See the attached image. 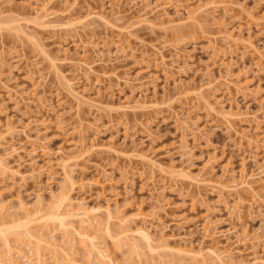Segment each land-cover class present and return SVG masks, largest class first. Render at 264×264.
Returning a JSON list of instances; mask_svg holds the SVG:
<instances>
[{
    "label": "rangeland",
    "instance_id": "obj_1",
    "mask_svg": "<svg viewBox=\"0 0 264 264\" xmlns=\"http://www.w3.org/2000/svg\"><path fill=\"white\" fill-rule=\"evenodd\" d=\"M47 1L0 0V17L8 18L4 20L6 24L0 22V56L5 57L4 67L0 65V80L10 87L0 81V158L3 161L0 205L7 207L6 213L19 218H25V212L34 213L40 208L44 213L66 190L71 202L67 206L72 213L69 220L78 230L99 237L98 242L108 248L114 264H250L254 258L263 259L264 173L255 177L251 190L241 187L237 191L240 186L236 182L241 179V169L249 177L264 167V0H217L224 2L219 7L209 4L198 12L195 10L200 3L205 5L214 0ZM44 5L49 9L46 13ZM47 13H50L48 17L43 16ZM95 13L102 18L91 16L88 21L80 22L86 15ZM223 33L239 37V45L228 46L230 43ZM79 36L86 42L96 40L99 46L85 53L74 45V41H80ZM35 39L40 44L32 42ZM39 45L53 53L69 78H75L76 71L68 61L71 56L77 61L86 54L88 61H98L88 81L84 80L85 72H80L75 88L91 99L88 101L97 100L96 106H101V111L91 110L85 104L77 106L78 102L67 94L64 82L56 74L57 69L39 55ZM66 48L68 55L63 52ZM103 50L106 56L100 58ZM12 51L28 59L12 60L9 57ZM228 71L232 82L229 89L226 86L229 82L223 78ZM29 74L33 79H26ZM137 77L140 79L135 81ZM208 80L215 81L213 88L217 91L200 90ZM33 91L38 94L34 96ZM214 91L213 97L209 94L211 105L219 100L222 104L214 105H218L217 110L242 114L239 115L242 119L233 114L238 119L233 117V121L232 118L228 121L227 118V122L221 114L210 111V105L202 98ZM139 95L149 109L142 107L118 113L116 107L126 104L127 98L134 100L130 105H135ZM99 96L102 97L98 101ZM42 99L47 105L41 103ZM148 103L154 108L147 107ZM50 104L52 110L48 108ZM181 105L185 107L182 118L191 111V121L199 118L198 129L202 132L194 136L182 133L172 114L180 111ZM109 108L116 112L112 113V109L107 112ZM96 128L100 131L97 140L93 139L98 135ZM240 133H246L248 140L258 139L259 144L255 140V144L246 138L241 140ZM82 141L84 146L78 144ZM91 143L96 144L93 150ZM110 143L121 154L153 153L152 159H157L159 167L155 169L148 162L144 165L142 160L129 158L130 154L127 159L115 150H112L115 153L109 152L106 146ZM66 156L76 159L68 157L71 158L68 160ZM65 160L71 163L68 170L72 169V188L64 184L67 181L61 163ZM5 164L6 171L2 169ZM161 166L164 172L158 169ZM256 193L258 196L253 195ZM82 207L100 209L97 224L81 227L80 217L74 216L73 210ZM108 211L113 217H119L109 221L111 233L106 224ZM120 220L130 225L131 237L126 238L128 242H137L138 248L133 250L126 238L114 242L124 229ZM34 222L9 228L10 232L4 234L0 232V252L9 242L13 250L17 247L19 251L25 249L21 250L25 252L23 255L30 254L26 231L35 234L41 231L46 239L53 237L78 261L88 260V242L82 236L76 232L64 233L65 229L54 219L47 224ZM206 224L214 229L206 231ZM139 229L147 231L154 241L168 242L180 251L151 252L140 240L141 236L134 233ZM210 248L218 257L206 254ZM19 251L17 254L23 256ZM201 251L205 258H195ZM50 253L45 251L46 263L55 264ZM20 256L19 262L27 264ZM56 256L58 262L65 264L62 253Z\"/></svg>",
    "mask_w": 264,
    "mask_h": 264
},
{
    "label": "bare ground",
    "instance_id": "obj_2",
    "mask_svg": "<svg viewBox=\"0 0 264 264\" xmlns=\"http://www.w3.org/2000/svg\"><path fill=\"white\" fill-rule=\"evenodd\" d=\"M48 3H49V0L47 1ZM52 2V1H51ZM50 2V3H51ZM134 2V1H133ZM138 2H140V1H138ZM144 2V1H143ZM146 2H148V1H146ZM224 1H217V0H214V1H211V3L209 2V3H206L205 5L204 4H202V3H200V6H198V7H196V10L195 9H193V10H195V12L197 11H199V10H204V7H207V6H209V4H212V6L213 5H215V4H219V3H223ZM135 3H137L136 1H135ZM145 3V2H144ZM44 4V3H43ZM42 5V4H41ZM45 5L47 6L48 4L47 3H45ZM45 5L44 6H42V7H44L45 8V10L41 7V8H39L40 9V11L39 12H41L42 10L41 9H43L44 11H45V13H46V10L48 11L49 9H47L46 7H45ZM146 5H148V4H146ZM145 5V6H146ZM220 5V4H219ZM219 5L217 6V7H219ZM225 5H227V4H225ZM155 6V5H154ZM146 7H149V5L148 6H146ZM151 7V6H150ZM149 7V8H150ZM155 9H158V6H157V8L156 7H154ZM209 8V7H208ZM152 9V8H151ZM155 9H152V10H155ZM37 10V9H36ZM215 10V9H214ZM191 11V10H190ZM43 12V11H42ZM153 12V11H152ZM191 12H193L194 13V11H191ZM51 13V12H50ZM50 13H47V16L46 15H43V16H45V17H48L49 15H50ZM190 13V12H189ZM188 13V14H189ZM43 14V13H42ZM196 14V13H195ZM194 15V14H193ZM192 15V16H193ZM198 15V14H197ZM200 15V14H199ZM87 17H85L83 20H80V22L81 23H83L82 21H84L85 22V20L86 21H88L87 19H89L91 16H93V17H96V18H102V16L101 15H99V14H88V15H86ZM189 16V15H188ZM191 16H189V18H190ZM188 18V19H189ZM188 19H186V20H188ZM195 19V18H194ZM4 20H8V18H1L0 17V22H3V24H6V23H4V22H6V21H4ZM13 22H15V21H13ZM12 23V22H11ZM79 23V22H78ZM9 24V23H8ZM73 25H75V24H73ZM84 25V24H83ZM75 27H77V26H75ZM26 34V33H25ZM26 36V35H25ZM223 36H224V39L226 40V42H228V43H230L228 46H231V44H233L234 46L235 45H239L238 44V42L240 41V40H238L239 39V37H238V39L235 37V36H233V33H223ZM222 36V37H223ZM240 36V35H239ZM28 37V36H27ZM74 37V36H73ZM76 37H78V36H76ZM81 36H79V38H80ZM79 38H77V39H79ZM27 39H29V37L27 38ZM36 40V39H35ZM35 40H32V42H34V43H38V40H36V42H35ZM214 41V40H213ZM242 41V40H241ZM40 42V41H39ZM38 44H40V43H38ZM37 44V45H38ZM74 45L77 47V49H79V48H82L83 50H84V52L86 53V51L88 50V49H90V48H96V47H98L99 46V43H97V41L95 40V41H92L91 40V42H86V41H84V40H82L81 38H80V41H74ZM107 45V44H106ZM39 46H41V49H38L37 51L39 52V50H40V52L39 53H41V54H39V55H43L42 57H43V59L45 58V60H47V62L49 61L50 62V65L52 66V68H55V69H57L56 71H57V75L60 77V79L64 82V84H65V86H66V92H68L67 94H69V95H71L73 98V100H75L76 102H78V105L77 106H80V105H82V104H85V105H89L90 107H91V110H92V108H95L96 110L97 109H99V111H101L100 109H102V107L101 106H96V105H98V103H97V100H92V102L91 101H88V100H91V99H88V97L86 98L85 97V95H83V93H80L76 88H75V86L77 85V81H79V79L81 78V76L79 75V74H81L83 71L85 72V78H84V80H89L90 79V74L92 73V72H95V69H94V64L95 63H97L98 61H88V55H86V54H84L83 55V58H82V60H75V59H73V57L71 56V58L68 60L66 57H65V59L66 60H68L70 63H71V65L72 66H74L75 67V78H69V77H67V75L63 72V70H62V66H58V59H56L54 56H53V53H51L50 51H48L47 49H45L44 47H42V45H39ZM165 46V45H164ZM105 47V46H104ZM44 48V49H43ZM68 49H69V47H67ZM67 48L66 49H64L65 51H63L66 55H68L69 54V51L67 50ZM163 48H165V47H163ZM232 48V47H231ZM106 49V48H105ZM104 49V50H105ZM122 49H124V48H122ZM104 50L102 51V56H100V58L101 57H104L105 58V52H104ZM123 51H125V50H123ZM159 51H161V50H159ZM14 51H12V52H10V54H9V57H11L10 59H15V58H17L16 60H17V62L19 61V60H24L25 61V59H28L27 57H25L22 53H20V52H18V51H16V52H14ZM162 52V51H161ZM63 53V54H64ZM14 54H15V56H14ZM163 54V53H162ZM55 55V54H54ZM68 57H70V56H68ZM5 57L2 55V56H0V63H3V66H2V64H0L1 65V67L3 68L4 67V59ZM164 57H162V59H163ZM167 59V58H166ZM2 60H3V62H2ZM11 60V61H12ZM16 60H15V62H16ZM103 60H105V59H99V61L101 62H104ZM26 61H28V60H26ZM165 61V60H164ZM36 62V61H35ZM35 62L33 63V64H35ZM161 62L164 64V62L161 60ZM174 62V61H173ZM106 63V62H105ZM166 63V62H165ZM168 63V62H167ZM28 64H29V62H28ZM31 64V63H30ZM100 64V63H99ZM222 64H225L223 61H222ZM49 65V64H48ZM49 65V66H50ZM28 66H30V65H28ZM36 66H37V63H36ZM169 66V65H168ZM9 67V66H8ZM59 67V68H58ZM174 68V65L172 66H169V68L171 69V68ZM12 68V67H11ZM11 68L9 67L8 69L9 70H11ZM31 68V67H30ZM33 68V67H32ZM166 69H168V68H164V71H167ZM32 70V73H36V72H33V69H31ZM30 71V70H29ZM38 71H40V69L38 70ZM52 71H54V70H52ZM168 71H169V69H168ZM173 71V70H172ZM11 72V71H10ZM81 72V73H80ZM169 72H171V70L169 71ZM29 73H31V72H29ZM55 74V75H56ZM103 74H107V73H103ZM166 74H168V76L169 75H173V74H169V73H166ZM36 75V74H35ZM35 75H33V76H35ZM108 75V74H107ZM29 77H30V74H29ZM26 78V79H33L32 77H30V78ZM226 77V78H225ZM228 77H231V73L228 71L227 72V74H225V76L223 77V78H225V80L227 81V82H229V83H227V88L229 89L230 88V86L231 85H229L230 84V80H229V78ZM239 77V76H238ZM40 78H42L43 79V77H40ZM45 78H47L46 77V75H45ZM210 78H214V77H210ZM209 78V79H210ZM41 79V80H42ZM126 79V78H125ZM132 79V78H131ZM135 79V81H138L139 79H140V77L138 78H134ZM133 79V80H134ZM171 79V78H170ZM214 79H216V78H214ZM237 79H239V78H237ZM43 80H45V79H43ZM127 80L128 81H132V80H129V78H127ZM127 80H125V81H127ZM217 80V79H216ZM1 81V80H0ZM31 81V80H30ZM180 81H182V80H180ZM208 81H210V82H208ZM208 81H206V82H208L207 84H203V86L201 85V87H199L200 88V90L201 91H203V89L205 88V89H210V90H212V89H216V88H213V83L215 82H212L211 80H208ZM221 81V80H220ZM224 81V80H223ZM225 81V82H226ZM2 82V84H3V82L4 81H1ZM31 82H34V80H32ZM38 82V81H37ZM41 81H39V83H40ZM44 82V81H43ZM62 82V83H63ZM179 82V81H178ZM178 82H176V83H178ZM217 82H219V79H218V81H216L214 84H216ZM6 82H4V84H5ZM38 83V84H39ZM183 83V82H182ZM182 83H179V84H181L180 86H182ZM221 83V82H220ZM232 83V82H231ZM34 84H35V82H34ZM33 84V85H34ZM134 84V83H133ZM178 84V85H179ZM224 84H226V83H224ZM132 85V84H131ZM178 85H176V86H178ZM192 85H194V84H192ZM233 85V84H232ZM5 86H7V87H9V84L7 83V85L5 84ZM5 86H3V87H5ZM35 86V88H39V86H37V85H34ZM141 86V85H140ZM215 86V85H214ZM233 86H237L236 84L235 85H233ZM41 87V86H40ZM239 88H240V86H238ZM10 88V87H9ZM12 88V87H11ZM37 88V89H38ZM87 88V87H86ZM178 88V87H177ZM182 88V87H181ZM186 88V87H185ZM243 88V87H242ZM5 89V88H4ZM14 89H16V88H14ZM37 89H35L34 91H36ZM238 89V88H237ZM10 90V89H9ZM8 90V91H9ZM20 90V89H19ZM33 90V89H32ZM134 90V89H133ZM242 90V89H241ZM240 90V91H241ZM16 91H18L17 89H16ZM33 91V92H34ZM38 91V90H37ZM144 90H142V92H143ZM215 91H217V90H215ZM215 91H214V93H210V92H207L208 94H206L203 98H202V96H201V98H202V100H204L205 102H206V105H210L209 107H208V109L210 110V111H212L213 113L214 112H216L219 116H220V114L222 115L221 117H223V118H225V120L227 121V118H229L228 119V121L229 120H231V118H232V120L231 121H233V117L235 116V115H233V114H236V113H230V111H228L227 113H226V111L223 113L222 111H220L219 109V111L217 110V106H214V105H216L215 103H219L220 101L219 100H216V102L214 103V102H212V103H214V105L212 106L211 105V100H212V98L211 97H209V94L211 95H213V94H215ZM240 91H238V92H240ZM12 92H13V90H12ZM32 92V93H33ZM134 92V91H133ZM212 92V91H211ZM11 93V92H10ZM9 93V94H10ZM16 93V92H15ZM21 94H22V92H20ZM31 93V95H34V96H36L37 94H38V92H34V94H32ZM11 95V94H10ZM13 95H14V93H13ZM12 95V96H13ZM58 95H60V94H58ZM141 95H143V94H141ZM145 95V94H144ZM211 95V96H212ZM17 96H19V94L17 95ZM207 96V97H206ZM214 96V95H213ZM212 96V97H213ZM23 97V96H22ZM98 97V96H97ZM100 97H102V96H99V99H98V101L100 100ZM129 97H131V96H129ZM132 97H133V95H132ZM131 97V98H132ZM142 97V96H141ZM42 98H45V97H42ZM97 99V98H96ZM214 99H216V98H214ZM37 100V99H36ZM44 100L45 99H42V101L41 100H39V102L41 101V103L42 102H44ZM128 100V101H127ZM131 100L132 101H134L133 99H126L125 100V102H127L126 104H121L120 106H119V110L117 109V107H116V110L117 111H119L118 113H120V111H123V112H128L129 110H132V111H137V110H141V108L143 107V109H149V108H146V104H147V102H145V100L143 99L142 100V102L140 101L141 100V98H140V95H139V98H138V100L136 99V101H135V105L133 104V105H130V102H131ZM35 101V100H34ZM38 101V100H37ZM46 101H49V100H46ZM94 101H95V105L93 104L94 103ZM215 101V100H214ZM217 101H219V102H217ZM92 104H91V103ZM143 102H144V104H143ZM204 102V103H205ZM146 103V104H145ZM151 103V102H150ZM38 104V103H37ZM43 104V103H42ZM99 104H100V102H99ZM152 104H154V102L152 103ZM150 105L149 103H148V106L147 107H153V105ZM219 104H222V103H219ZM41 105V104H40ZM43 105H47V104H43ZM50 106V107H49ZM48 106V108H50L51 110H52V106H51V104ZM88 106V107H89ZM94 106H96V107H94ZM118 106V105H117ZM154 106H157L156 104H154ZM81 107V106H80ZM89 107V108H90ZM101 107V108H100ZM151 107V108H152ZM170 107V106H169ZM181 107V110L180 111H177V110H175V111H172L173 113V115H174V117H175V120L174 121H176V122H179V124L178 125H180V127L179 128H181L183 131H182V133H187V135H189V133H191L192 135L193 134H199L198 132H202L201 130H199L198 129V122H199V118H197V120H195V121H191V111L190 112H188V114L185 116V118H182V114H181V112H183V110H184V105H181L180 106ZM154 108V107H153ZM170 108H172V107H170ZM220 108V107H219ZM110 109H114V108H109V110ZM112 110H110V111H107V112H112ZM174 110V109H173ZM222 110V109H221ZM55 111V110H54ZM98 111V110H97ZM98 111V112H99ZM114 112H112V113H115L116 111L115 110H113ZM169 111V110H168ZM209 111V112H210ZM211 112V113H212ZM232 112V111H231ZM111 114V113H110ZM109 113H108V115H110ZM215 114V113H214ZM216 114V115H217ZM240 114H236V116L237 117H239V119H242V118H240V116L242 115H240ZM59 116V115H58ZM108 117V116H107ZM110 117V116H109ZM173 117V116H172ZM237 117H234V118H237ZM59 119H61V121L63 120L62 118H61V116H59L58 117ZM111 118V117H110ZM58 119V120H59ZM238 119V118H237ZM109 120H111V119H109ZM60 121V120H59ZM99 121V120H98ZM227 121V122H228ZM59 122H57V124H58ZM62 123V122H61ZM61 123H59V124H61ZM229 123H232V122H229ZM63 124H64V122H63ZM63 124H62V126H61V129H64L63 128ZM96 126H98V125H96ZM60 127V126H59ZM100 128V127H99ZM98 128V129H99ZM97 129V128H96ZM95 129V130H96ZM98 129L96 130L97 132H96V134H98L97 136H95L93 139H96L97 140V137H99V132H98ZM144 129V128H143ZM9 130H10V128H9ZM12 131V130H11ZM11 131H8L10 134H12L11 133ZM237 132V131H236ZM201 134V133H200ZM185 135V134H184ZM187 135H185V136H187ZM184 136V137H185ZM194 136V135H193ZM240 137L239 138H241V140H243V139H247V135H246V133H240V135H239ZM185 139V138H184ZM257 139V138H256ZM85 140V139H84ZM186 140V139H185ZM248 140V139H247ZM255 140V139H254ZM254 140H252V138L250 137L249 138V140L248 141H250L249 143H251V141H252V143H254L253 141ZM77 141H79V140H77ZM93 141V140H92ZM93 142H95V140L93 141ZM113 142V141H112ZM259 141H258V139L257 140H255V143H258ZM77 143V142H76ZM79 143H82V146H84V144H83V141L82 142H78V144ZM98 143V142H97ZM114 143V142H113ZM251 143V144H252ZM254 143V144H255ZM77 144V145H78ZM112 143H110V145H111ZM141 144H143V143H141ZM259 144V143H258ZM80 145V144H79ZM108 145V146H106V147H109V148H107V151H109V152H114V151H112V150H115L114 148H116V147H113L112 148V146H114V145ZM14 146V145H13ZM82 146H81V148H82ZM91 146H92V148H91ZM91 146L89 147V148H91V150H93V148L94 147H96V144H93L92 145V143H91ZM78 147H80V146H78ZM137 147V146H136ZM13 148V147H12ZM16 148V147H15ZM17 149V148H16ZM16 149H13V150H15L16 151ZM45 149V148H44ZM80 149V148H79ZM83 149V148H82ZM87 149H88V147H87ZM87 149H85L84 151L88 154L89 152H87ZM121 149V148H120ZM12 150V151H13ZM18 150V149H17ZM32 150H34V149H32ZM31 150V151H32ZM91 150H89L90 152H92ZM111 150V151H110ZM117 150H119V149H117ZM117 150H115V151H117ZM133 150H135V152H137L136 150H138L137 148H133ZM15 151H13V152H15ZM19 151V150H18ZM45 151H46V149H45ZM121 151V150H120ZM120 151L118 152L117 151V155H119V153H120ZM132 151V150H131ZM49 151H47L46 153H48ZM77 152V151H76ZM81 152H82V150H81ZM85 152H82V154L83 153H85ZM94 152V151H93ZM124 152V151H123ZM17 153V152H16ZM69 153V152H68ZM115 153V152H114ZM127 153V152H126ZM134 153V152H133ZM132 153V154H133ZM130 153L128 152V155H129ZM132 154H130L129 156L128 155H126L125 153H120V155L121 156H123V157H125V158H127V156L129 157V158H133V159H139L140 161L142 160V163H144V162H148V163H150L154 168L156 167L157 168V164H156V162H155V160H157V159H152L153 158V153H140V152H137V154L136 153H134V155H132ZM150 154H151V156H150ZM153 154V155H152ZM50 155V154H49ZM67 155H69V154H67ZM77 156V155H76ZM79 156H80V154H79ZM84 156V155H83ZM68 157H72V158H74V159H76L75 158V156H68ZM67 156H66V158L69 160V159H71V158H68ZM118 157H120V156H118ZM154 157H157V156H154ZM77 158H79V157H77ZM128 159V158H127ZM136 159V160H137ZM130 160H132V159H130ZM2 161V159L0 158V164L2 165L3 163V161ZM70 162V161H69ZM69 162H67V160H65V161H62V163H61V167H63L62 169H64V173H65V181H67V183H64V184H69V186H71V188L73 187L72 186V184H74L72 181V178H71V173H72V169H70V171L68 170V167L70 166V164H69ZM158 162V161H157ZM5 163V162H4ZM144 165H146V163H144ZM149 165V164H148ZM7 165L5 164V165H3V168L2 169H4V171H6V169H7V167H6ZM150 166V165H149ZM151 166V167H152ZM159 167V166H158ZM155 168V169H156ZM264 168V167H263ZM263 168H260V169H262L260 172H255L254 174H250V175H248L249 177H247L246 175V173H243V172H245L244 171V168L243 169H241L242 171H241V179L238 181V182H236V183H238L237 184V186H240V187H237V188H240V189H237L236 187H234V186H236V185H233V184H231V186H233L234 188H236V190L238 191V190H241L242 188H246L247 190H251V189H253L254 188V184H255V177L256 176H259L260 174H263L264 173V169ZM9 169V168H8ZM155 169H154V171H155ZM158 169H160V172H164V168L161 166V168H158ZM157 169V170H158ZM161 169H162V171H161ZM152 170H153V168H152ZM259 171V170H258ZM156 172V171H155ZM168 172V171H167ZM166 173V172H165ZM172 173V172H171ZM153 174V173H152ZM167 174V173H166ZM168 174H170V173H168ZM151 176H153V175H151ZM69 186H66L65 185V188L66 187H69ZM242 187V188H241ZM62 188H64L63 186H62ZM70 188V187H69ZM232 188V187H231ZM67 189V188H66ZM68 190V189H67ZM63 191H65V192H63L62 194H60V197L56 200V202L53 204V206L48 210V211H44V213L42 212L43 210L40 208V209H36L35 210V212L34 213H28V212H25L26 214H24V215H26V217L25 218H19V217H15V216H10V215H8V213H6L7 212V207L5 206H3V205H0V232H2L3 234L4 233H6L5 231H9L10 229L9 228H16V227H21L23 224H25L26 222L28 223L29 221H35V222H37V224H39V222H42V221H45V223L44 224H47V221L48 220H50L51 221V219H54V220H57L58 222H59V224L65 229V231H64V233H67V234H71V233H77V234H79L80 236H82L83 237V240L84 241H87L88 243V247H89V257H88V260L87 261H85V262H80V261H78L77 260V258L74 256V255H72L71 254V252L69 253V252H67L64 248H62V247H60L59 246V244H58V242H56V240L54 241L52 238L51 239H46L44 236H43V233L41 232V231H35L36 232V234L34 233V232H29V230H27L26 231V235H27V238L29 239V248H30V254H28V252H27V255H23V254H25V252H23L25 249H21V250H23V251H19V249H17V247H15L16 248V250H18L19 252H21L22 253V255L23 256H20V255H18L17 254V252L18 251H16V250H13V247L10 245V243L8 242H6L5 244H4V246H3V248L4 249H1V250H4V251H2V252H0V264H21L20 262H19V256L21 257V258H23V260L22 261H25V262H27V264H47L46 263V259H47V257L45 256L46 254H45V251L47 250V251H50L51 253V255H52V257L54 258V263L55 264H63V262H62V260H61V262L62 263H60V262H58V261H60V260H56L57 259V254H59V253H62L63 254V256H64V259H65V264H114L115 263V261L113 262V260H112V257L110 256V252H109V250H108V248H103L104 247V245H103V247H102V245H100L101 243V241L100 242H98V238L97 237H95V235L94 236H92V235H90V234H88L86 231H83V230H81V229H77L75 226H74V224H72L73 222H71L69 219V216L72 214L71 213V209L70 208H68L67 206H69L70 205V203L71 202H68V200L70 199L69 198V196H68V193L66 192V190H63ZM68 191H70V190H68ZM252 192H253V190H252ZM254 196L256 195V196H258V194L256 193V194H253ZM71 201V200H70ZM40 204V203H39ZM73 204V203H72ZM71 206H73V205H71ZM70 207V206H69ZM26 208H28V207H26ZM99 209V208H98ZM24 210V209H23ZM109 210V209H108ZM25 211H27V210H25ZM100 211V209L99 210H97V209H88V208H85V207H82V208H80V209H76V210H73V215L74 216H79L80 218H79V220H80V222H79V224L81 225V227L84 229L85 227H84V225L86 226H92V225H94V224H97L98 223V216L101 214V213H98ZM101 212V211H100ZM17 213V212H16ZM19 213V212H18ZM22 214V213H21ZM106 214V213H105ZM108 214V215H107ZM106 215L108 216V218H107V220H108V223H106L107 224V230L109 231V233H111L110 231H112L111 229V225H110V223H109V221L111 222V220H113L112 218H114V217H116V216H114L113 217V215H111V212H109L108 211V213H107ZM118 217V216H117ZM116 217V218H117ZM27 218V219H26ZM31 218H33V219H31ZM24 219H26V220H24ZM29 219V220H28ZM106 219V218H105ZM120 219H122V218H120ZM118 220H119V217H118ZM26 221V222H25ZM34 222V223H35ZM107 222V221H106ZM119 222H122L120 225H122L123 227H124V229H122L121 231H120V233H118V238L117 239H114V240H116V241H114L115 243L116 242H118V241H121L122 239H124V238H126V237H128V238H130L131 236L129 235V232H130V230H129V228H130V225L126 222V221H122V220H120ZM11 223V224H10ZM124 223H126L125 225H124ZM8 224H10V225H8ZM110 225V226H109ZM207 225V224H206ZM41 226V225H40ZM44 226V225H43ZM205 226V225H204ZM211 227L212 226H210L209 227V225H207L206 227H204V229H206V231H210L211 230ZM44 228V227H43ZM86 228H88V227H86ZM122 228V227H121ZM213 228V227H212ZM9 229V230H8ZM214 229V228H213ZM212 229V230H213ZM106 230V231H107ZM211 230V231H212ZM216 230V229H215ZM214 230V231H215ZM17 231V230H16ZM107 231V232H108ZM10 232V231H9ZM9 232H7V233H9ZM23 232H25L24 230H23ZM132 232V231H131ZM216 232V231H215ZM214 232V233H215ZM1 233V234H2ZM108 233V234H109ZM134 233L135 234H137V235H140L141 236V241L142 242H144L145 243V245H147V247H148V249L151 251V252H155V251H169L170 253H172V252H174V251H176V250H178V251H180V249H175L174 247H172V246H170L169 244H168V242H165V241H160V242H156V240L154 241L153 240V237H151L150 236V234L147 232V231H145V230H136V231H134ZM207 233V232H206ZM107 234V235H108ZM131 234V233H130ZM208 234L209 235H211L210 234V232H208ZM124 236V237H123ZM134 236V235H133ZM116 237V236H115ZM120 237H123V238H120ZM113 238V237H112ZM111 237H110V239H112ZM244 240H247V239H245L244 238ZM70 241V240H69ZM129 240H127V238H126V242H128ZM27 243V242H26ZM104 243V242H103ZM119 243V242H118ZM132 244L133 245V250L135 249V248H138V243L137 242H135V241H132V243L131 242H128L127 244ZM129 244V245H130ZM14 248V249H15ZM72 246H71V250H72ZM27 249H28V247H27ZM205 249V248H204ZM28 251V250H27ZM207 251V250H206ZM74 252V251H73ZM72 252V253H73ZM21 253H19V254H21ZM203 253V254H202ZM206 254H214V255H216L217 257H218V254H217V252L215 251V250H211V248L210 249H208V251L206 252ZM198 255V254H197ZM195 256L194 255V257L195 258H197V257H204L205 258V253L203 252V251H201V255L199 256ZM34 256V257H33ZM51 257V258H52ZM52 258V259H53ZM19 259V260H18ZM84 261V260H83ZM249 264V263H248ZM250 264H264V258L262 259V258H260V257H258V258H254V261L252 262V263H250Z\"/></svg>",
    "mask_w": 264,
    "mask_h": 264
}]
</instances>
